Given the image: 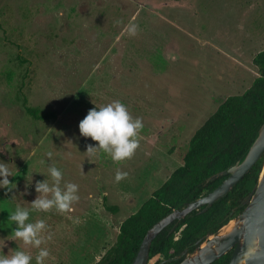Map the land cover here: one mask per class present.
Returning <instances> with one entry per match:
<instances>
[{
    "label": "rangeland",
    "instance_id": "rangeland-1",
    "mask_svg": "<svg viewBox=\"0 0 264 264\" xmlns=\"http://www.w3.org/2000/svg\"><path fill=\"white\" fill-rule=\"evenodd\" d=\"M263 50L264 0H0V160L17 183L8 196L0 189V255L25 250L35 264L38 249L13 240L7 212L31 208L49 166L79 198L64 212L30 211L46 224L45 264H95L117 248L120 225L181 165L179 150L252 86ZM113 101L143 124L122 161L85 153L97 142L78 129Z\"/></svg>",
    "mask_w": 264,
    "mask_h": 264
},
{
    "label": "trees",
    "instance_id": "trees-1",
    "mask_svg": "<svg viewBox=\"0 0 264 264\" xmlns=\"http://www.w3.org/2000/svg\"><path fill=\"white\" fill-rule=\"evenodd\" d=\"M259 76L241 95L226 98L179 150L181 165L171 177L153 190L136 213L121 225L118 246L95 264H132L147 231L168 214L186 207L220 186L227 171L248 150L264 124V50L254 58ZM36 119H47L27 107ZM264 164V155L224 197L202 206L166 227L153 241L149 262L179 264L246 208ZM164 258H161V257ZM231 252L212 264H229Z\"/></svg>",
    "mask_w": 264,
    "mask_h": 264
},
{
    "label": "clouds",
    "instance_id": "clouds-1",
    "mask_svg": "<svg viewBox=\"0 0 264 264\" xmlns=\"http://www.w3.org/2000/svg\"><path fill=\"white\" fill-rule=\"evenodd\" d=\"M134 31V27L132 29ZM143 128L140 118L130 115L127 107L120 101H113L101 107H93L88 110L86 116L79 122L78 129L81 137L91 138L96 144H88L85 153L95 154L102 151L111 157L113 161H122L130 158L139 146L138 134ZM51 158L52 153H47ZM48 174L51 183L45 178L34 181V190L37 197L27 202L31 208H26L17 204L15 209L7 212V220L14 223L12 229L13 240H20L23 245L38 249L35 255V264H45L49 257L47 248L41 247L45 237L41 234L46 228L43 219L29 222L30 211L47 213L51 209L58 212L68 210L71 204L78 200V185L74 183H64L61 187L63 173L55 166H49ZM124 174L117 172L115 179L119 181ZM12 172L8 163L0 160V189L4 190L5 196L14 193L17 189L15 180L9 179ZM14 185V187H13ZM33 185V176L31 182L26 185ZM17 194L11 195L10 198L3 200L11 201ZM47 239H51L49 235ZM33 257L30 252L25 250H16L12 255H0V264H32Z\"/></svg>",
    "mask_w": 264,
    "mask_h": 264
},
{
    "label": "water",
    "instance_id": "water-1",
    "mask_svg": "<svg viewBox=\"0 0 264 264\" xmlns=\"http://www.w3.org/2000/svg\"><path fill=\"white\" fill-rule=\"evenodd\" d=\"M263 155L264 124L245 154L228 169L229 176L220 186L186 207L168 214L147 231L132 264H149L152 243L166 227L226 196ZM245 203L247 205L242 213L186 255L179 264H212L230 252L229 264H264V164L258 183Z\"/></svg>",
    "mask_w": 264,
    "mask_h": 264
}]
</instances>
